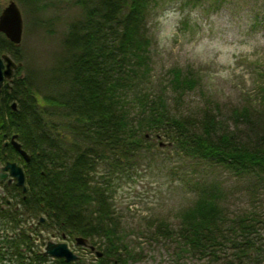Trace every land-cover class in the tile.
Here are the masks:
<instances>
[{"label":"trees","instance_id":"obj_1","mask_svg":"<svg viewBox=\"0 0 264 264\" xmlns=\"http://www.w3.org/2000/svg\"><path fill=\"white\" fill-rule=\"evenodd\" d=\"M152 1L75 0L81 16L65 32L61 55L46 72L18 74V68L20 77L0 92V163L18 157L11 146H2L13 134L30 155L27 163L19 160L24 193L0 184L10 195L0 192V220L17 225L19 218H35L32 227L0 228V264H78L51 260L34 248L49 234L88 240L101 252L94 264L134 260L119 236L112 179L122 163L132 166L142 158L157 135L191 158L235 174H264V87L261 107L234 109L226 121L209 111L197 120L171 116L160 93L140 86L144 73L133 67L146 66L145 17ZM16 2L42 7V0ZM0 53L21 61L19 47L1 34ZM171 80L175 90L195 86L179 71ZM218 195L202 192L179 215L176 230L159 222L157 233L169 237L176 231L188 252L216 264H242L250 253L261 255L247 238L253 220H229Z\"/></svg>","mask_w":264,"mask_h":264},{"label":"rangeland","instance_id":"obj_2","mask_svg":"<svg viewBox=\"0 0 264 264\" xmlns=\"http://www.w3.org/2000/svg\"><path fill=\"white\" fill-rule=\"evenodd\" d=\"M9 1L0 0V9ZM13 1L23 24L18 74L46 72L61 55L62 38L81 10L75 0H42L40 8ZM145 34L146 66L133 69L144 73L141 87L161 94L171 116L197 120L209 111L228 121L234 109L261 107L264 0H153L145 17ZM174 71L193 79L194 88L175 90ZM149 140L153 147L132 166L122 163L112 179L119 236L134 257L128 264H216L188 252L176 231L169 237L156 231L159 222L176 230L179 215L192 208L202 192L212 190L218 191L229 220H253V233L247 238L262 253L248 254L242 264H264V174H235L185 155L161 135ZM31 221L35 218H19L16 225L1 218L0 228L23 227ZM34 245L41 249L38 241ZM78 252L81 264L98 259L86 249Z\"/></svg>","mask_w":264,"mask_h":264},{"label":"water","instance_id":"obj_3","mask_svg":"<svg viewBox=\"0 0 264 264\" xmlns=\"http://www.w3.org/2000/svg\"><path fill=\"white\" fill-rule=\"evenodd\" d=\"M22 26L19 8L13 1H10L0 12V33L12 44L18 45L21 41ZM15 69L16 64L7 55H0V85L3 78H11L12 72ZM14 107L15 104H12V109ZM16 138L17 135L10 137V145L25 162H28L30 156L21 149V145L16 141ZM8 176V182L14 180L15 186L20 187L21 191L25 192L24 173L16 163L6 162L0 167V181H3ZM75 242L79 245L85 244V240L82 238H76ZM43 254L62 258L66 263L77 258L68 250L64 243H53L51 241L46 242ZM96 255L99 256L100 253L96 252Z\"/></svg>","mask_w":264,"mask_h":264},{"label":"flooded vegetation","instance_id":"obj_4","mask_svg":"<svg viewBox=\"0 0 264 264\" xmlns=\"http://www.w3.org/2000/svg\"><path fill=\"white\" fill-rule=\"evenodd\" d=\"M1 10V9H0ZM1 54H4V53H0V55ZM6 54V53H5ZM9 56V55H8ZM15 63H17L18 65L17 66H19L20 65V62H17V61H15L11 56H9ZM20 67V66H19ZM19 67H16V69L15 70H13V72H12V75H11V78L10 79H4L3 78V80H2V82H1V85H0V92L2 91V89L4 90V88H6V89H8V90H10L11 89V83H12V81H13V78L14 77H20V75H17V72H18V68ZM11 109H12V104H11ZM12 110H14V109H12ZM11 146L10 145V143H9V138H7V139H4V141L2 142V146L4 147V148H6L7 146ZM11 148H12V146H11ZM19 160H20V157L18 156L17 157V161L19 162ZM0 166H1V164H0ZM8 177H6L2 182H0V184H6L8 187H12V186H14V187H16L15 185H14V182L13 181H10V182H8ZM1 187H2V185H1ZM16 188H18V187H16ZM4 191V190H3ZM21 193H23L22 191H20ZM19 192V193H20ZM7 193V192H6ZM16 208V207H15Z\"/></svg>","mask_w":264,"mask_h":264}]
</instances>
